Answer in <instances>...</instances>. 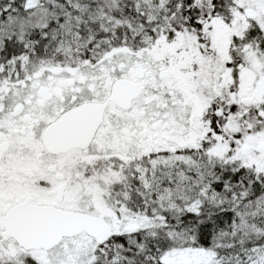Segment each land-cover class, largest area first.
I'll return each instance as SVG.
<instances>
[{"label":"snow or ice","instance_id":"snow-or-ice-1","mask_svg":"<svg viewBox=\"0 0 264 264\" xmlns=\"http://www.w3.org/2000/svg\"><path fill=\"white\" fill-rule=\"evenodd\" d=\"M0 264H264V0H0Z\"/></svg>","mask_w":264,"mask_h":264}]
</instances>
